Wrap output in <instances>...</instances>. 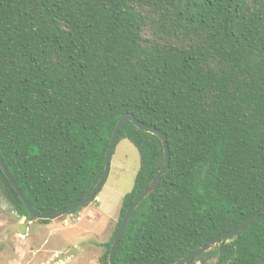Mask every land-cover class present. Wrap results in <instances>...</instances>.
<instances>
[{"label":"trees","instance_id":"16d2710c","mask_svg":"<svg viewBox=\"0 0 264 264\" xmlns=\"http://www.w3.org/2000/svg\"><path fill=\"white\" fill-rule=\"evenodd\" d=\"M126 113L165 135L170 158L115 264H172L263 206L264 0H0V156L36 211L90 192ZM122 139L139 167L100 264L164 160L130 121ZM0 192L27 216L1 168ZM185 264H264V212Z\"/></svg>","mask_w":264,"mask_h":264},{"label":"rangeland","instance_id":"374dc122","mask_svg":"<svg viewBox=\"0 0 264 264\" xmlns=\"http://www.w3.org/2000/svg\"><path fill=\"white\" fill-rule=\"evenodd\" d=\"M138 167L136 148L127 139L120 140L95 201L47 223L29 219L24 233L14 227L21 217L0 192V264H100L102 243L109 239Z\"/></svg>","mask_w":264,"mask_h":264},{"label":"water","instance_id":"95a60500","mask_svg":"<svg viewBox=\"0 0 264 264\" xmlns=\"http://www.w3.org/2000/svg\"><path fill=\"white\" fill-rule=\"evenodd\" d=\"M126 121L132 122L135 125V127H137L138 129L149 132L151 134H154L160 139V141L162 143V148H163L164 160H163V165L158 170V172L153 177V179L149 182L148 186L144 190H142L133 199L131 204L125 210L123 217L121 218V221L119 223V226H118L117 231L115 233V236L112 240V243H111L108 255H107L108 264H115V261H114L115 252L117 250L119 241L121 239V236L123 234V231H124V228H125L127 221L129 220L132 212L134 211L136 206L139 204V202L144 197H146L149 193H151L153 191V189L155 188L157 183L160 181L162 175L167 171L168 165H169V158H170V153H169V149H168V145H167V139H166L165 135L160 130H158L157 128H155L153 126H149V125L145 124L144 122L136 119L132 113H126V114L122 115L117 120L116 124L114 125L109 144H108L107 149L105 151L103 172H102L101 176L99 177V179L97 180V182L92 187V189L90 190V192L87 195L83 196L82 198L70 203L69 205H67L65 207H62L56 211H53V212L40 213V212L36 211L31 206L29 201L26 199V197L24 196V194L22 193V191L18 187L17 183L12 178V175L7 170L5 164H4V162L0 156V168H1L2 172L4 173V175L6 176L7 180L10 182L14 191L17 193L20 200L23 202V205L27 211V216H22L19 223L15 224L14 227H18V231L20 233H24L27 229V224L29 223V219L54 220V219H57L60 216L64 215L65 213L88 203L95 196L96 192L102 187V185L104 184V182L107 178V175L109 172V166H110V159H111L112 151L115 147V143L117 141L118 132H119L120 128L122 127V125ZM263 212H264V205L261 206L255 212H253L251 215H249L247 218H245L241 223H239L233 229L209 239L206 243L199 246L195 250L187 253L186 255H184L183 257H181L180 259H178L177 261H175L172 264H185L188 261H190L191 259L199 256L200 254L204 253L206 250L213 247L220 240L231 238L232 236H234L235 234L240 232L244 227H246L249 223H251L255 218H257Z\"/></svg>","mask_w":264,"mask_h":264},{"label":"flooded vegetation","instance_id":"af4514ba","mask_svg":"<svg viewBox=\"0 0 264 264\" xmlns=\"http://www.w3.org/2000/svg\"><path fill=\"white\" fill-rule=\"evenodd\" d=\"M55 257H58V254H56ZM59 264H64V262L61 261V263H59Z\"/></svg>","mask_w":264,"mask_h":264},{"label":"crops","instance_id":"0c3cea01","mask_svg":"<svg viewBox=\"0 0 264 264\" xmlns=\"http://www.w3.org/2000/svg\"><path fill=\"white\" fill-rule=\"evenodd\" d=\"M97 201H98V199H97ZM77 218H79V217H77ZM112 219H114V218H112ZM27 226H28V224H27ZM104 242H105V241H104ZM56 254H57V253H55L54 256H55Z\"/></svg>","mask_w":264,"mask_h":264}]
</instances>
